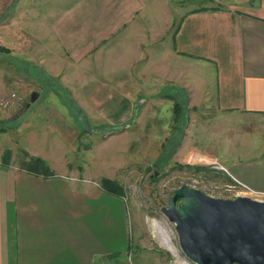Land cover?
<instances>
[{
	"label": "crops",
	"instance_id": "0c3cea01",
	"mask_svg": "<svg viewBox=\"0 0 264 264\" xmlns=\"http://www.w3.org/2000/svg\"><path fill=\"white\" fill-rule=\"evenodd\" d=\"M13 1L0 0V46L9 49L7 56L40 65L78 104L43 107L35 111L38 118L27 115L10 130L15 152L21 147L39 157L50 174L29 172L13 159L0 162V264H165L154 251L126 258L124 203L94 182L113 179L117 171L110 164L113 135L97 141L105 148L91 156L90 164L76 159L83 156L75 145L80 127L99 125L92 122L93 103L131 96L113 83L99 90L94 68L100 66L107 69V79H129L123 85L144 96L152 95L148 87L154 83L152 96L172 106L173 120L174 100L163 94L178 92L187 109L182 149L217 158L235 178L264 192V0H202L209 4L191 8L182 5L187 0H169L181 1V13L157 21L143 0H71L74 7L62 12L17 9L2 17ZM8 32L9 42L3 40ZM168 34L170 40L159 43ZM39 46L44 56L35 65ZM148 46L163 54L155 55L152 65L139 64ZM88 84L91 106L80 102ZM85 118L91 121L87 125ZM162 126L156 122V135Z\"/></svg>",
	"mask_w": 264,
	"mask_h": 264
},
{
	"label": "rangeland",
	"instance_id": "374dc122",
	"mask_svg": "<svg viewBox=\"0 0 264 264\" xmlns=\"http://www.w3.org/2000/svg\"><path fill=\"white\" fill-rule=\"evenodd\" d=\"M55 1L59 0H14L10 3L8 9L4 10L2 17L6 16L5 18H8L17 9H23L24 12L35 11V13L41 15L48 9L53 11L56 8L57 13L74 7L71 0H65L64 3H54ZM201 1L187 0L182 5L191 8L199 4H209L208 1L202 3ZM143 4L144 7H147L148 14H152L151 16L156 21L165 15L169 17L171 12L178 15L181 13L179 10L181 1L171 3L169 0H143ZM0 9H2V6H0ZM177 10L179 13H177ZM177 20L174 18L173 23L175 24ZM163 22L165 21L163 20L160 23V30ZM168 22H170V19H168ZM160 30H157L158 33H163L164 30ZM164 35L159 43L170 40L171 35L168 34L165 37ZM148 36L150 37L149 32ZM3 40L10 41V32L4 34ZM3 47L5 46L3 45ZM145 52L147 55L139 64L152 65L156 59L155 55L163 54H159L149 46ZM43 54L42 47L39 46L35 50V65L40 64V57L43 60ZM7 55L4 51L0 52V57H2V60H0V98L15 93L16 102L7 109L0 106V122L6 128V132L0 131V153L2 151V155H9L8 160L13 159L14 164L20 167L24 159L23 150L19 145V151L15 152L13 134L10 130L13 129L14 131L20 121L27 115L34 113L32 117L38 118L35 116V111H40L43 107L68 108L78 104V100H74V95L62 82L60 83L58 79H51L40 65L31 67L27 64L28 62L23 60L24 57L12 58ZM127 62H129L128 57ZM98 63L100 65L101 61ZM94 72L98 76L99 90L100 87L102 89L107 85L111 86L113 83L116 89L123 91L124 94L128 92L131 96L127 100L104 101L99 99L93 103L96 116L95 121L92 120V122L99 125L97 127L95 125L91 126L92 128L96 127V130L80 127V129H83L80 134H78V130L76 131L78 137L75 145L79 152L83 151V156L80 157L79 154V158L76 159L79 160V163L83 162V165L90 164L91 156L96 155V153L101 155L105 148L104 144L97 141L113 135L111 138L114 144L109 149L110 155L113 157L110 162L113 163L110 164H113L117 169L113 179L123 186V195L120 198L124 203L130 241L126 258L128 260L133 258V253L136 251H154L160 255L165 264H173L174 258L162 246L164 244L161 239L162 236L157 231L155 223H158L171 238L172 244L176 247L173 251L177 254L176 256L184 255L178 244L174 224L162 212V208L167 206L169 196L173 194L174 189L180 185H186L218 198H235L238 195L245 194L241 190L231 187L234 184L233 180L228 179L225 172L216 168L218 164L224 166L217 158L205 155L194 148L182 149L187 143L186 124L178 127V124H175L173 120L172 106L164 102L161 103L158 98L155 99L152 96L156 92L154 83L148 87V92L152 95L144 96L141 92H136L138 91L136 87H132L130 84L123 85V81L128 82L129 79H123L122 77H120L121 79H113V81L107 79L104 75H107V69L104 66L94 68ZM149 72L153 74L154 69L151 67L148 70ZM119 74L121 75V70ZM72 84L74 83L70 85L72 86ZM89 87V84L86 90L83 87L84 95H82L83 99L80 102L91 106L92 100L89 96ZM80 90H82L81 87ZM59 92L67 102L60 98ZM162 93L164 91L158 93L157 96ZM33 94H35L34 98L31 97ZM62 102H65V104ZM87 119H84V125L91 122H87ZM158 121L163 123V131L156 135L154 129ZM131 125H135V128L125 133L124 129L131 127ZM68 135L71 136L70 133ZM159 138H162V145ZM91 146L92 148H90ZM86 148L90 149L86 150ZM75 156H78L77 152H75ZM0 162L2 163V156ZM94 182L100 186L101 180L98 179Z\"/></svg>",
	"mask_w": 264,
	"mask_h": 264
},
{
	"label": "water",
	"instance_id": "95a60500",
	"mask_svg": "<svg viewBox=\"0 0 264 264\" xmlns=\"http://www.w3.org/2000/svg\"><path fill=\"white\" fill-rule=\"evenodd\" d=\"M162 212L174 224L179 247L191 262L264 264V200L218 198L180 185Z\"/></svg>",
	"mask_w": 264,
	"mask_h": 264
},
{
	"label": "trees",
	"instance_id": "16d2710c",
	"mask_svg": "<svg viewBox=\"0 0 264 264\" xmlns=\"http://www.w3.org/2000/svg\"><path fill=\"white\" fill-rule=\"evenodd\" d=\"M2 51L8 52V48L0 46V52ZM163 96L174 100V108H173L174 123L178 124V127H180V125L182 124L185 125L187 123V119H186L187 109L184 105V102L186 101L185 98L181 97L180 99L179 98L180 95L178 92L177 93H170V92L166 93L165 92ZM65 101L67 102L66 99ZM1 124L2 123L0 122V125ZM5 130L6 128L3 125H1L0 131H5ZM22 153L24 154V159L22 160L21 165H20L22 169H25L35 174H42V175L50 174L49 169L46 167L42 159H40L39 157L31 156L24 150ZM8 158H9V155L3 154L2 164L4 165L8 164L10 161L8 160ZM100 187L110 194H113L116 196L123 195V186L114 179H108V178L101 179Z\"/></svg>",
	"mask_w": 264,
	"mask_h": 264
},
{
	"label": "built area",
	"instance_id": "2783aa9c",
	"mask_svg": "<svg viewBox=\"0 0 264 264\" xmlns=\"http://www.w3.org/2000/svg\"><path fill=\"white\" fill-rule=\"evenodd\" d=\"M16 102V95L15 93H10L7 96H3L0 98V106L4 109L10 108L12 107ZM205 161V160H203ZM207 162V161H205ZM217 169H221L223 172H225L234 182L233 186L231 187H235L239 190L242 191L243 194H245L246 196H249L251 198L254 199H258V200H264V192L261 191H256L254 189H252L249 185H247L246 183L240 181L239 179L235 178L233 175H231L224 166L222 165H217L216 166ZM161 242V241H160ZM162 244V242H161ZM162 246L164 248H166L170 254L172 255V257L174 258L173 260V264H195L193 262H191L187 257H185L184 255L182 256H176L177 254H175L173 251L174 249H169L165 244H162Z\"/></svg>",
	"mask_w": 264,
	"mask_h": 264
},
{
	"label": "bare ground",
	"instance_id": "6f19581e",
	"mask_svg": "<svg viewBox=\"0 0 264 264\" xmlns=\"http://www.w3.org/2000/svg\"><path fill=\"white\" fill-rule=\"evenodd\" d=\"M155 226L157 228V231L161 234L162 236V241L163 243L169 248V249H176V247L172 244L171 238L169 237V235H167V233L165 232V230L158 224L155 223Z\"/></svg>",
	"mask_w": 264,
	"mask_h": 264
}]
</instances>
